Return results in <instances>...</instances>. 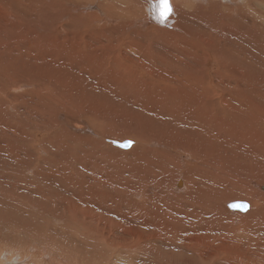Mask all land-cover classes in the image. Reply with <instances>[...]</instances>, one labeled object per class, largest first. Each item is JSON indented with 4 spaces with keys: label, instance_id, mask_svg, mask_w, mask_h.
I'll return each instance as SVG.
<instances>
[{
    "label": "rangeland",
    "instance_id": "374dc122",
    "mask_svg": "<svg viewBox=\"0 0 264 264\" xmlns=\"http://www.w3.org/2000/svg\"><path fill=\"white\" fill-rule=\"evenodd\" d=\"M45 1L0 0V61H3L2 66L0 64V104L3 116H6L3 124L8 128L7 131L0 130V145L7 142V147L0 149L1 264H264V193L262 189L254 187V191L250 186L254 181L264 183V175L247 166L251 161V150L261 163L264 162V151L258 148L257 143L253 141V147L249 145V148L241 146L238 155L234 150H228L225 153L231 156L225 163L228 170L219 160H213L214 165H206L204 169L192 166L187 175L189 187L184 186L185 170H179V163L173 162L166 172L158 170L159 173L151 177L153 182L145 183L147 187L142 190L147 193L156 190L167 202V208L153 210L154 215L145 218L140 215L143 209L138 204L139 194L128 196L124 193L128 171H139L137 167L142 166L141 162L129 157H146V149L136 148V145L148 148L149 143L144 144L148 139H163L162 143L171 145L176 137L174 132L178 131L176 126L170 131L173 124L187 128L179 117L170 115V107L154 102V90L147 91L138 84L129 89L126 82L122 83L116 76L100 74L96 70V73H90L91 77L82 78L81 82L87 83L83 90L79 89L78 94L69 92L70 101H83L81 107L50 101L44 107V113L39 114L34 110L36 102H42L44 97L40 93L41 88L11 85L22 76H25L24 80L26 77L34 80L46 77L48 67L37 59L53 53L47 41L54 39L51 35L56 34V29L61 35L68 29L82 34L86 31L79 26L82 23L78 14L69 16V11L73 12L71 4L60 1L47 6ZM223 1L231 9L216 8L217 12L210 14L209 18L220 20L227 17L230 22L239 18L242 31L238 33L234 25L235 30L231 32L248 41L252 31L248 25L252 24L257 35L264 39V0ZM76 5L79 6L78 3ZM250 14L254 17L253 22L248 20ZM104 23L93 22L88 29L94 25L97 31L96 27ZM75 27L79 29L71 30ZM213 29L221 31L223 26L217 23ZM30 34L42 41L31 39ZM159 46L160 50L168 48L166 44ZM181 48L178 44L176 49L180 52ZM238 49L248 60H253V54H247L246 46L239 45ZM184 53L192 65L205 62L196 49H186ZM156 60L162 63L161 67L171 68L165 59L156 57ZM175 61L182 70L190 66L184 64L180 56ZM207 63L209 69L217 71V67L211 65L213 60ZM255 63H252V76L246 72L240 82L246 84L255 79L261 88L264 85V62ZM92 66L80 63L68 70L80 76L81 70L77 69L85 67L89 70ZM137 70L147 74L156 71L160 77L168 72H160L154 63ZM225 75L228 74L221 77ZM164 81L160 78L159 82ZM75 83H80V77ZM215 92L214 97L218 90ZM54 93L59 102H66L61 90L55 88ZM224 95L226 92L221 96ZM253 99L257 102L259 117H264V108L263 112L260 111L262 104L264 106V96L256 94ZM14 102H17L15 106ZM64 119H69L66 127L71 132L89 139L85 142L86 153L79 151L73 141L68 140L70 145L61 147L54 139L51 126ZM74 121L81 126L85 123L86 130H75ZM139 134L142 135V143L134 140H138ZM123 141L131 143L123 149L119 144ZM88 142H100L109 153H96L91 149L93 144ZM108 142L118 149L108 146ZM182 159L187 160V157L181 158L180 162ZM161 161L162 156L157 159V165ZM262 167L264 165L261 164L257 168ZM211 172L221 175V181L208 184ZM8 180L21 191L12 199L5 195L4 187L12 186ZM250 191L255 192L256 201L247 194ZM29 192L32 193L31 203L25 201ZM234 198L255 203L248 219L239 220L235 211L228 207V200ZM154 199L155 203L152 199L148 203L150 210L154 209L152 204L158 202ZM132 200L134 202L130 205ZM196 200L211 205L207 210L197 205L191 207ZM226 206L231 216L225 215ZM251 230L256 232L253 240L247 235Z\"/></svg>",
    "mask_w": 264,
    "mask_h": 264
},
{
    "label": "bare ground",
    "instance_id": "6f19581e",
    "mask_svg": "<svg viewBox=\"0 0 264 264\" xmlns=\"http://www.w3.org/2000/svg\"><path fill=\"white\" fill-rule=\"evenodd\" d=\"M60 1H66V4H71L70 10L73 12L69 11V16L73 17L78 14L82 23L79 26L86 31L82 34L71 32L66 28L68 29L67 32L65 30L66 33L61 35V32L56 29V34L51 35L54 36V39L50 38V40L47 41L48 45L53 49V53L49 56H40L37 59L40 63L48 67L46 77H41L37 80L26 77V80H24L25 76H22L11 84L38 86L41 88L40 93H42L44 97L42 98V102H36L37 107L34 111L43 114L44 107L50 101H54L59 105L69 104L75 107H81L83 101L80 102L75 99H71L70 101L69 92L72 91L78 94L79 89L87 86L85 81L81 82L82 78L87 79V77H91L90 73H96L97 70L100 74L111 77L116 76L122 83L126 82V87L129 89L138 84L146 88L147 91L154 90L152 92L154 102L163 107L164 105L165 107H170L168 108L170 109V115L179 117L180 121L187 124V128L182 126V128H179L176 124L170 127L171 132L175 126L178 128V131L174 132L176 137L171 145L162 143L161 141L163 139L161 141L148 139L144 144L146 145L149 143L150 147L148 146V148H145L141 144L136 145V148L146 149L145 151L148 152L146 157H129V159L135 162H141L142 166L137 167L139 171H128L129 176L127 175L128 177L125 178L126 188L124 189V193L128 196L130 194L134 196L139 194L137 196L140 197L138 199V204L141 205L140 207L143 209L140 215H144L145 218H151L154 215L153 210L162 207L167 208V202L162 199L156 190H149L147 193L146 190L142 189L147 187L145 183L153 180L151 177L154 173L160 169L165 172L168 171L169 166H171L173 162L180 164V171L183 172L185 170V175L183 176L184 186L186 187V185H188L189 187V184L186 182L187 175L191 172L192 166L197 169H204L206 165H214L213 160H219L222 167L228 170L225 163L231 156H226L225 153L228 150H234L235 155H238L241 151V146L249 148L250 145L253 147V141L259 145L258 148L264 151V117H259L256 110L257 102L253 99V96L256 94L264 96V85L259 88L258 81L253 79V77V81H249L246 84L240 82L241 76L246 72L251 73L254 71L252 63L256 62L255 64H260L264 62V39H261V37L257 35L258 33L253 28L252 24L248 25V28L252 30L251 38L248 41L239 38L236 34L231 32L230 30H235L233 27L234 25L238 33L242 31L243 27L239 25L241 23L238 20L239 18L235 20L232 19L231 22L227 17L220 20L209 18V15L216 13L219 8L223 10L231 9L230 6H226L224 5L225 3H222L223 0H171L173 12L166 21H161L156 18V10L153 5L157 0H76L77 2H74V0H46L45 4L48 6L50 3H58ZM228 1H230V3H235L237 0ZM75 3H78L79 6ZM239 4L241 5V3ZM242 6L240 7L242 8ZM248 20L253 22L254 17L250 14ZM93 22L105 23L104 25L96 27V31L94 30V25L92 28L93 30L88 29ZM217 23L223 26L221 31H215L213 29ZM72 29L75 30L79 28L75 27L71 28V30ZM37 36L41 37L40 35ZM202 36L206 37L203 38ZM21 38H24V36ZM30 38L37 42L42 41L40 39L36 40L38 38L33 34H30ZM164 44H166L168 48L160 50L158 46ZM178 44H181L182 47L180 52L176 49ZM239 45L246 46L247 54H253V60H248L247 57L239 51ZM56 48L58 49L56 50ZM186 49H196L198 55L201 56L205 62L194 63L192 65L193 62L184 56V50ZM179 56L184 64L188 63L190 66H186V68L182 70L179 65H176L174 61ZM156 57H161L162 60L165 59V62H168L166 64H169L171 68L161 67L162 63H157ZM211 60H213V64L211 65L217 67V71L209 69L207 61ZM243 60L246 61L248 65L244 63ZM80 63L90 67L93 65L91 68L92 70H86L85 67L77 69L78 71L81 70L79 71L80 76H78L76 72L68 70V68H75V66ZM152 63L158 67L160 72H168L160 77L159 73L156 71L147 74L144 71L140 73L137 70L138 68H143L145 65H150ZM0 64L2 66L3 61H0ZM88 73L89 75H87ZM170 73L172 74L167 78V75ZM224 73L228 75L221 77ZM252 74L253 73H251V76ZM78 77H80L79 84L75 83ZM160 78L165 79V81L160 83ZM55 88L61 90V95L67 99L66 102H59L57 100L54 95ZM216 90H218V93L216 97H214L213 93H216ZM225 92L226 95L221 96ZM210 94H212V97ZM250 96H252L251 99ZM14 103L15 106L17 102ZM260 106L261 104H258V107ZM263 108L264 106L262 104L260 111L263 112ZM5 117V115L3 116V107L0 104V130L3 131H7L8 129L3 124ZM69 122V119H64V121L56 122L51 126L54 139L61 147L69 146L68 140H70V142L73 141L76 144V148L80 149L79 151L86 153L88 150H86L87 147L85 146L87 143L85 144V142L89 141V139L86 138L85 135L71 132L66 127ZM82 124L81 126L79 122L74 121L73 127L75 130L84 131L86 130L85 123ZM164 126L167 127L166 125ZM138 137V140L134 139L135 142L142 143V135L139 134ZM88 143L90 144V142ZM119 144L124 149L130 143L128 144L123 141ZM108 146L113 149H118L109 142ZM6 147L7 142L4 145H0V149H5ZM91 149L96 153H109V150L100 142L93 144ZM255 151L257 152L258 150ZM250 153L251 161L249 160L247 162L248 168H253L254 172L256 169L257 172H260L259 174L264 175V167L260 169L257 168L261 166V164L264 165V162H260L253 150H251ZM123 155L124 157H128L126 153H123ZM160 156H162L163 161L157 165V159ZM184 157H187V160L182 159L180 162V159ZM8 159H11V157ZM184 165H186L185 169ZM141 169H143V173ZM11 171H13V169H11ZM221 178H223L221 175L211 172L208 177V184H212L210 181L219 182ZM3 181L7 183V181ZM161 181H163V179H161ZM8 182L10 184L12 182V186L4 187L6 191L5 195L12 199L21 191L18 189L20 187L14 188L13 181L8 180ZM202 186L205 188V185H201L200 187ZM250 186H252L251 188L253 190L254 187L262 189L264 193V183H256L254 181L250 183ZM225 187L226 186H224V188ZM180 192L181 191H178V193ZM145 193L147 194L144 195ZM263 193L260 194L263 195ZM247 194H250L256 201V195H253L255 192L250 191ZM30 195L32 196L31 192H29V197L25 201H31ZM20 196L24 198L22 195ZM154 198H156L158 202L157 204H152L154 209L150 210L148 209V203L151 199L155 203ZM257 200L259 201V198H257ZM228 201V207L235 211L239 220L248 219L255 208L253 206L255 203L252 201L238 198H234L233 200L229 199ZM132 202L134 201L132 200L130 205ZM195 205L199 206L202 210H207L211 204L209 205L208 202L202 200H196L195 203H191V207H195ZM228 207L226 206L225 215L231 216L228 213ZM195 212L196 216L197 211L195 210ZM206 215L208 214H204V216ZM210 215L216 219L213 214ZM201 217L202 216H199V218ZM247 235L251 237V239H254L256 232L251 230ZM100 238L103 239L102 237ZM221 246L223 247L225 245ZM1 263L2 262H0V264Z\"/></svg>",
    "mask_w": 264,
    "mask_h": 264
},
{
    "label": "snow or ice",
    "instance_id": "6c2138e0",
    "mask_svg": "<svg viewBox=\"0 0 264 264\" xmlns=\"http://www.w3.org/2000/svg\"><path fill=\"white\" fill-rule=\"evenodd\" d=\"M153 7L156 10V18L161 21H166L173 12L171 0H157Z\"/></svg>",
    "mask_w": 264,
    "mask_h": 264
},
{
    "label": "water",
    "instance_id": "95a60500",
    "mask_svg": "<svg viewBox=\"0 0 264 264\" xmlns=\"http://www.w3.org/2000/svg\"><path fill=\"white\" fill-rule=\"evenodd\" d=\"M233 207V206H232ZM233 208H236V207H233Z\"/></svg>",
    "mask_w": 264,
    "mask_h": 264
}]
</instances>
